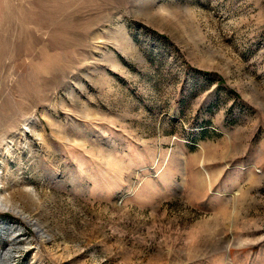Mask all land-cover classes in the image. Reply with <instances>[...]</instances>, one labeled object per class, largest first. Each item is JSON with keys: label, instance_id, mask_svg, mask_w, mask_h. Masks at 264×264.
I'll list each match as a JSON object with an SVG mask.
<instances>
[{"label": "rangeland", "instance_id": "obj_1", "mask_svg": "<svg viewBox=\"0 0 264 264\" xmlns=\"http://www.w3.org/2000/svg\"><path fill=\"white\" fill-rule=\"evenodd\" d=\"M0 264H264V0H0Z\"/></svg>", "mask_w": 264, "mask_h": 264}, {"label": "crops", "instance_id": "obj_2", "mask_svg": "<svg viewBox=\"0 0 264 264\" xmlns=\"http://www.w3.org/2000/svg\"><path fill=\"white\" fill-rule=\"evenodd\" d=\"M188 172H190V171H188ZM187 172V173H188ZM191 172H192V170H191ZM188 179V178H187ZM189 180V179H188ZM219 180H220V177H217L214 181H213V184L212 185H215V184H217L218 182H219ZM186 183H190V185H191V182H190V180H189V182H186ZM200 186L202 187H205V185L202 183V184H200Z\"/></svg>", "mask_w": 264, "mask_h": 264}]
</instances>
